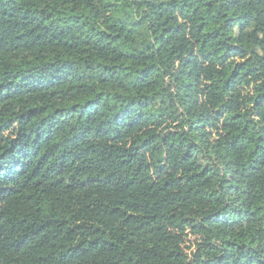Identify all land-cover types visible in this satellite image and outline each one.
<instances>
[{"label": "trees", "instance_id": "trees-1", "mask_svg": "<svg viewBox=\"0 0 264 264\" xmlns=\"http://www.w3.org/2000/svg\"><path fill=\"white\" fill-rule=\"evenodd\" d=\"M0 264H264V0H0Z\"/></svg>", "mask_w": 264, "mask_h": 264}]
</instances>
